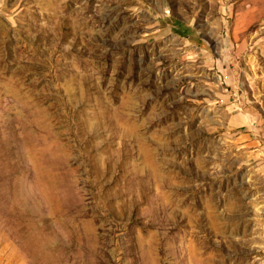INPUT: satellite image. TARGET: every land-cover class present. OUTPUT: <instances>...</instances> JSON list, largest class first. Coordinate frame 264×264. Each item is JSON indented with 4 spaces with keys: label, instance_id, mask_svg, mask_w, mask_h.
Here are the masks:
<instances>
[{
    "label": "rangeland",
    "instance_id": "374dc122",
    "mask_svg": "<svg viewBox=\"0 0 264 264\" xmlns=\"http://www.w3.org/2000/svg\"><path fill=\"white\" fill-rule=\"evenodd\" d=\"M0 264H264V0H0Z\"/></svg>",
    "mask_w": 264,
    "mask_h": 264
}]
</instances>
